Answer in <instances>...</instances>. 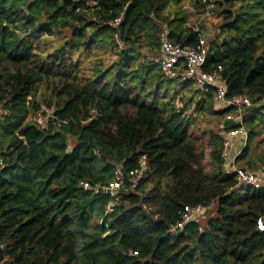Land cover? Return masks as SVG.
Here are the masks:
<instances>
[{
  "label": "trees",
  "instance_id": "1",
  "mask_svg": "<svg viewBox=\"0 0 264 264\" xmlns=\"http://www.w3.org/2000/svg\"><path fill=\"white\" fill-rule=\"evenodd\" d=\"M201 1L0 0V264H264V187L238 184L221 156L230 108L150 60L165 32L185 46L205 36L204 68L251 98L237 161L264 141V0H215L225 22L211 39L189 24ZM46 108L59 120L29 119ZM142 156L111 210L82 185H109ZM200 203L215 209L205 225L169 231Z\"/></svg>",
  "mask_w": 264,
  "mask_h": 264
},
{
  "label": "built area",
  "instance_id": "2",
  "mask_svg": "<svg viewBox=\"0 0 264 264\" xmlns=\"http://www.w3.org/2000/svg\"><path fill=\"white\" fill-rule=\"evenodd\" d=\"M206 6L202 9L204 15L209 18L215 17V0H202ZM91 4L97 5V1H92ZM121 18L115 20V24L120 22ZM116 40L120 47L123 43L118 34ZM208 54V41L205 36H201L199 42L194 46H185L180 43L173 42L168 36L167 32L160 36V52L158 55H151L150 60L159 63L162 72L169 79H179L182 81H190L194 86L201 90V92H213L214 99L217 102H223L230 111L225 116L226 120H234L237 125L228 127L225 132L221 156L226 161L227 170L236 174L238 184L246 187L261 188L264 187V163L263 171L258 172L248 167L238 164L237 158L248 141V129L245 126L244 118L247 108L251 105V98L247 95L227 96V87L222 78L219 66L214 71H208L204 68ZM174 103L178 109L184 106L183 94L176 96ZM30 120L37 122L44 128H47L50 119H57L58 117L49 108L38 110L32 113ZM236 141H241V148L234 150ZM72 144H68V150H71ZM4 159L0 155V164H3ZM148 169V162L146 156L140 159V167L125 172L122 167L117 166L114 170L115 179L109 185L92 186L90 182L84 181L82 185L85 189L93 188L95 191H102L112 197L109 204V210L114 201L119 199L121 188L125 186L127 181L132 185H136L138 179ZM208 206L204 204L187 205L181 214L180 219L170 226V232H177L183 229L189 222L202 217L208 210ZM258 228L264 230V218L260 217L257 220Z\"/></svg>",
  "mask_w": 264,
  "mask_h": 264
},
{
  "label": "rangeland",
  "instance_id": "3",
  "mask_svg": "<svg viewBox=\"0 0 264 264\" xmlns=\"http://www.w3.org/2000/svg\"><path fill=\"white\" fill-rule=\"evenodd\" d=\"M218 6H217V13L215 15V17L209 18L206 15H204V11L194 7L193 2H188L187 5L192 6L193 8H186L189 12V24L192 26H196L198 25V27L202 26V28L204 30H210L212 33L209 35V38L211 39L219 30V28L221 27V25L225 22V15L223 13H221L222 11V6H221V2H218ZM227 7V6H224ZM190 87V86H189ZM195 86H193L194 88ZM49 87H47V84L45 83L42 86V89L40 90L38 96L43 98L44 95H46V98L49 97ZM182 94H184V92H182ZM185 96V95H184ZM187 98H189V96L187 95V97L185 96V102L187 101ZM44 105H46L44 103ZM211 125H216L217 124V119H211L209 120ZM195 135H200L199 132H195ZM253 149V152L255 154V156H261L264 157V141H259L256 142L252 145L251 147ZM214 206L212 208H209L207 210V212H205V214L199 219L201 224L205 225L206 221L208 220V218L214 214Z\"/></svg>",
  "mask_w": 264,
  "mask_h": 264
},
{
  "label": "crops",
  "instance_id": "4",
  "mask_svg": "<svg viewBox=\"0 0 264 264\" xmlns=\"http://www.w3.org/2000/svg\"><path fill=\"white\" fill-rule=\"evenodd\" d=\"M190 5V4H189ZM187 5V8H193L192 6ZM198 25L195 26L197 28ZM199 94H195V98L198 97ZM217 102V101H216ZM223 107H226V105L223 102H217L216 108L221 109ZM241 148V141H236L234 150H238ZM263 163H264V157L261 156H255L253 149L251 148L247 157L243 160L238 161V164L244 167H248L252 170L262 172L263 170Z\"/></svg>",
  "mask_w": 264,
  "mask_h": 264
},
{
  "label": "water",
  "instance_id": "5",
  "mask_svg": "<svg viewBox=\"0 0 264 264\" xmlns=\"http://www.w3.org/2000/svg\"><path fill=\"white\" fill-rule=\"evenodd\" d=\"M247 109L249 110L250 107H248ZM224 125H225L226 127H230V126H235V125H237V123H236L234 120H226V121L224 122Z\"/></svg>",
  "mask_w": 264,
  "mask_h": 264
}]
</instances>
